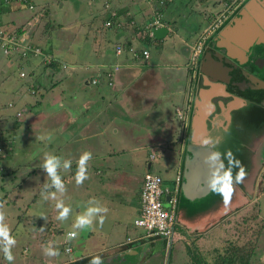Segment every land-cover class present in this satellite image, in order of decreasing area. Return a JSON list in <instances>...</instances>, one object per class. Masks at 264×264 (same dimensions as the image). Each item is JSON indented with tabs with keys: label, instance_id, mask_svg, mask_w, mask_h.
<instances>
[{
	"label": "crops",
	"instance_id": "crops-1",
	"mask_svg": "<svg viewBox=\"0 0 264 264\" xmlns=\"http://www.w3.org/2000/svg\"><path fill=\"white\" fill-rule=\"evenodd\" d=\"M176 1L173 0L163 9H167ZM29 2L34 6L33 0H29ZM39 5L42 13L38 9L36 15L29 14L24 21H30L29 24H20L9 19V12L13 11L9 9L3 27L24 30L27 25L29 38L34 41L33 36L38 26H35L37 18L41 19L42 16H47L46 13L44 14V11L47 10L46 1L40 0ZM101 5L100 2L101 10H99L102 14L100 16L103 19L106 12ZM110 9L116 13L118 21L122 25L117 29H105L102 24L103 20H100L99 28L101 30L96 29L98 37L93 32L94 28L89 30L91 34L93 33L89 46L76 43L72 45L73 50L69 47L67 52L56 56L53 55V45L50 43L52 56L63 63L60 68H43L38 58L34 63L28 60L23 65L28 68V71L31 70V75L26 77L27 80L22 81L17 76L15 81L9 80L6 75L5 79L0 82V105L6 106L8 101L14 106L17 104L18 109H15L14 112L19 110L20 117L23 112L29 121L27 125L33 126L34 124L37 132L34 140L37 145L35 158L31 156L29 162L20 163L22 165L31 164L33 169L30 170L29 167L13 169V164H6L4 159L15 148L12 143L16 138L15 133L18 126L15 123H9L8 114H0L1 134L8 140L4 149L6 156H1L0 162L3 163L2 168H8L13 175L21 169L20 178L22 180L29 178L30 182L35 183V194L34 188H30L34 196L27 203L28 206L30 203L42 202L47 210L49 207L56 210L55 205H51V203H56L55 200H52L50 196L47 200L44 199V196L47 195L44 192V184L50 183V181L46 172L41 168L45 154L54 153L62 158L72 160L70 170H60V175L66 186V193L63 196L65 202L73 204L82 200V203L86 204L89 199L95 197L108 208L103 227L97 224L95 230H86L85 236H82L80 241L74 244L73 251L68 247L71 252L70 256L66 254V257H61V259L59 256L51 257L48 261L41 260V264H50L51 262L65 264L81 259L84 260L82 264H89L92 256L96 254L102 257L104 264H149L150 259L160 258L159 252L163 253L161 260L165 255L166 262L168 261L166 254L169 250L164 248L163 241L159 239L161 246L157 247L154 241L157 238H146L147 236L143 235L141 229L133 226L132 220L139 210L138 193L142 176L146 171L151 172V162L157 157L155 148L166 149L167 159L172 165L163 168L164 172L171 173L169 176H165L166 178L158 174L165 185H168L167 182L173 180L179 171L182 172L183 156L185 155L187 159L190 157L189 146L191 145L189 143L192 132L191 119L195 107L194 100L197 98L199 89L202 88L200 86L202 75L198 71L190 72L187 68L188 56L194 39L187 41L181 38V42L185 44L184 51L179 53L181 55H178V52L174 53L175 61L169 65H157L154 63L158 61L156 58L153 62L149 61V47H142L138 41L139 36L134 31L135 27L141 28L151 15L147 4L143 0H113ZM84 10V14L90 15L93 8L91 6V9L86 11L84 7ZM80 16L81 14L75 15L72 22L79 21L76 18ZM1 19L2 14H0V25ZM202 19L206 18L203 16ZM163 20L167 21L164 18ZM85 21L88 23L85 26L91 27L92 22L86 17ZM210 22L206 19V25L201 29L193 28L192 34L196 35V38L198 34L195 31L207 35ZM57 25H59L58 30H64L67 24L59 23ZM46 26L47 24L44 23L39 35L45 31ZM167 29L169 32L168 27ZM171 30H173L172 26ZM163 38L154 39L153 43L160 46ZM102 41L105 45L110 42L109 51ZM116 44H127L128 47L123 46L124 50L116 55L113 50ZM129 48L137 51L145 48L148 51V56L145 60L133 58L129 53ZM113 65H117L118 70L113 74L111 84L107 85L103 75ZM40 67L41 70L36 72ZM34 78H37L32 83V85L34 84L32 86L34 93L30 94L29 84ZM42 78L46 80H42ZM95 78H98L99 81L90 83V80ZM228 94L224 93L223 95L229 97ZM5 95H10L12 99L3 103ZM192 96L191 112L187 114L186 124L181 127L175 118L174 109L185 102H188L190 106ZM211 98L212 96L203 104V130L207 116L211 110L214 111L215 107L216 110L219 107L218 117L215 122H212V125H220L223 120L228 119L227 116L222 115L223 112L228 113L235 105H241L244 102L241 98L232 97L228 98L224 105V102H221L223 98H219L220 100L213 105ZM227 104L230 105L229 108H227ZM244 104L246 103L244 102ZM17 122L21 121L17 120ZM3 124H7L6 128H3ZM235 126L238 127L237 123ZM249 130L253 132L252 129ZM253 134L250 137L244 138L242 135L240 137L239 144L241 143L244 148L242 163L244 165L249 162L250 166L245 167L247 172L243 183L235 185L232 202L226 206L223 198L217 193L209 199L201 201L196 199L193 200L194 202L189 201L188 204L182 201L178 202L175 213L177 226L171 245L173 247L178 240L183 243L184 247L179 246L175 249L174 260L180 261L184 249L188 257L187 264H190L192 258L189 251L198 253V258L195 261L199 258L202 260L203 257L207 262L215 249L219 250L218 248L225 244L226 240H232L235 237L237 226H246L245 204L252 200H250V194L246 195L245 192L243 195L242 191L244 193L249 172L252 170L254 161L252 148L256 142L264 140V124ZM41 135L51 136V140L41 141L38 139ZM199 135L201 138L204 133ZM233 136L235 137L234 133ZM19 145L20 143L16 144V146ZM229 147L226 146L228 149ZM86 150L92 153L88 168L89 178L82 185H77L74 178L77 160L79 155ZM224 151V149L221 150V152ZM150 153L154 154L152 160L147 158ZM134 154L137 155L136 158ZM7 160L11 161L10 158ZM28 185L34 187L32 183H28ZM242 197L249 198V201L245 202V198L243 201ZM15 198L17 197L15 196ZM46 215L47 212L39 214L36 230L39 235L35 246H41L42 249L52 238L61 235L60 221L56 219L55 214H52L49 227L42 225L43 222H46L44 220ZM67 233L68 231L65 235ZM126 238L130 240L126 241ZM171 251L169 252L170 258ZM160 261L159 264H161ZM173 263L175 262L173 261Z\"/></svg>",
	"mask_w": 264,
	"mask_h": 264
},
{
	"label": "rangeland",
	"instance_id": "rangeland-1",
	"mask_svg": "<svg viewBox=\"0 0 264 264\" xmlns=\"http://www.w3.org/2000/svg\"><path fill=\"white\" fill-rule=\"evenodd\" d=\"M34 6L33 8H28L26 4H21V2L17 1H10L12 4H6L5 2L1 3L0 11L2 14L1 19V25H5V16L8 13L9 9L13 10L9 12L8 18L13 20L14 22L20 23V24H29L30 21L24 22L26 20V17L29 14H35L38 9H40V0H33ZM43 1V0H42ZM46 6H47V16H42L41 19L37 18V23L35 22V26H37L35 35L33 36V40L30 39V41L33 44L38 43L41 46L48 47L50 43L53 45L52 51L53 55H60V53L67 52L66 50L70 47L71 50H73L74 44H83L86 46H89V43L91 41V34L89 32L90 28H94L93 32L95 35H97V30H101L99 28L100 20H103L106 18L107 13H105L103 19L100 15V2L104 0H45ZM113 0H110L108 2L107 9H110V4ZM238 0H177L175 4L170 5L167 9L161 10V17L166 19L167 21V27L169 28L168 34L161 40V45H156L151 41V43L148 44L149 52H150V58L149 61L153 62L155 58L158 60L154 63L157 65H169L172 62L175 61V55L174 53H177L178 55H181L179 53H182L185 48V44L181 42V38L186 39L187 41L193 40L194 42L196 39L201 36L200 32H196L198 34L197 38L196 35L192 34L193 28H202L206 25V19H202L203 16L212 15V18L214 19L216 15H219V13H223L226 9H229V6H233L234 3H236ZM7 2V3H10ZM179 2V3H177ZM62 3V6H61ZM31 4V3H30ZM232 4V5H231ZM91 5L93 8V11L90 15L84 14L86 8V11L88 9H91ZM152 7V4H147L148 9L151 11L150 6ZM228 5V6H227ZM102 6V5H101ZM100 9V10H99ZM103 9V8H102ZM112 10V9H110ZM40 13H42L40 9ZM38 14V13H37ZM45 14V11H44ZM81 14L80 17L76 18L79 21L72 22L75 18V15ZM36 15V14H35ZM84 15V16H83ZM38 17V16H36ZM85 17L92 22L91 27L85 26L88 23L85 21ZM151 15L149 16V18ZM51 18V19H50ZM148 18V19H149ZM54 21H53V20ZM201 19V20H199ZM47 20H50V24H67L64 30H58L55 26V29L52 31L47 30L48 29V22ZM44 23L47 24L45 27V31H43L42 34L39 35L40 32H42V27L44 26ZM171 26H173V30H171ZM27 30V25L25 27ZM106 29V28H105ZM111 29V28H108ZM29 30V29H28ZM191 32V33H190ZM102 33V32H101ZM100 34V31H99ZM50 37V38H49ZM98 37V35H97ZM58 39V40H57ZM57 40V41H56ZM60 40V41H59ZM146 41V40H145ZM149 42V40H148ZM102 44L106 46L107 50L110 49V42H108V45H105V43ZM141 44V43H140ZM62 51V52H61ZM77 52V50L75 49ZM32 63L37 61V58L30 59ZM22 69L24 72H28V68L25 66H22ZM41 70V67L37 69L36 72H39ZM190 72L191 70L188 69ZM6 75H8L9 80H14L17 76V68L14 65L8 64L5 61V57L0 53V82L2 79H5ZM28 75V74H27ZM22 81L27 80L26 76H24ZM42 80H46L45 78H42ZM34 83L31 81L29 84L32 85ZM12 99L10 95H5L3 97V103L7 100ZM196 101V100H195ZM194 101V103H195ZM10 102V101H8ZM7 102V103H8ZM6 103V104H7ZM12 104V107H8L0 105V114L6 113L8 114V121L9 123H15L18 126V129H16V138H14V142L12 145L15 146V148L9 153L8 157L4 159L6 164H13V169L20 168V167H29V169H33L32 165H22L20 163H27L29 162L31 156L34 157L37 145L35 143V138L37 135L35 126L27 125L29 124V121L26 116H24L22 112V117L14 118L13 114L15 113V109H18L17 104ZM181 105L177 106L180 107ZM196 106L197 102L195 103V107L193 109V116L196 113ZM17 111V110H16ZM19 111V110H18ZM17 120H20L21 122H17ZM7 123V124H9ZM193 123V122H192ZM7 124H3V128L7 126ZM192 125V124H191ZM38 129V128H37ZM191 131V130H190ZM200 135H194L193 131L191 132L190 136V145L191 146H199V141L201 138H199ZM224 139V138H222ZM219 141V150H226V143L223 144L220 139ZM22 142V143H21ZM19 144V146H16V144ZM141 152V151H138ZM137 152V153H138ZM155 153L157 154V157L154 161L151 162V168L150 171L152 173H157L163 178H166L165 176H169L171 173L164 172V167L172 166L171 162H169V159H167L166 153L167 150L161 147L155 148ZM196 153V151H195ZM254 153V161L252 164V167L248 175V179L245 184V191L242 194L244 195L246 192L247 194H250V200L252 202L245 204V216H252L255 218L256 222H263V227L261 226V229H259L258 225L254 224L252 225V228H258L259 233V240L257 244L256 255L253 259L252 264H264V177H261V175H264V140L260 142H256L253 149ZM191 154V152H190ZM134 157L136 158L137 155L134 154ZM11 159V161H8L7 159ZM35 158V157H34ZM134 161V160H133ZM3 163L0 162V201L4 202L5 209L7 213V220L6 222L10 225L11 233L16 238V245L12 249L13 255L15 256V260L12 262V264H41V260H50L51 257L45 256L43 253V249L41 246L36 244V239L39 233L36 231L37 226L39 223V214L43 212L53 213L57 216V210H52L50 207L47 210L45 204L35 202L30 203L28 206V202L30 199L34 196L36 187L35 183L32 181H29L28 179L22 180L21 174L22 170L20 169L17 171L14 175L10 173L9 169L3 168L1 170ZM21 165V166H19ZM204 166V164H203ZM26 174V173H24ZM29 175V174H28ZM173 175V174H172ZM28 183H32L34 187H31L28 185ZM30 188H34V194L31 192ZM19 190V191H18ZM19 192V193H17ZM37 193V192H36ZM15 196L17 198H15ZM245 202L249 201V198L244 197ZM242 197V200L244 199ZM244 201V200H243ZM82 200H79V202L75 203H69L71 204L73 208V213L70 215L69 219L67 221H60L59 228L61 230V235L58 237H54L51 239V241L54 242V246L59 251V257L61 259L66 257V254L69 256L71 255L70 250L73 251L74 244L79 242L82 236H85L86 230H82L78 236V238L66 241V231L71 230V225L75 219V215L83 210V207L85 203H82ZM26 203V204H25ZM66 203V202H65ZM68 204V203H67ZM51 205H55L52 204ZM16 206V207H15ZM23 214V215H22ZM30 216V217H29ZM261 220V221H260ZM182 223V222H181ZM259 224V223H258ZM43 225V223H42ZM44 227H49L50 225L45 224ZM149 238V237H146ZM155 245L157 247L161 246V241L159 239H155ZM176 244L172 247L171 251V258L169 260V253H168V261L166 263L165 255L163 256L164 259H162V254L159 252L160 258L154 257L153 259H150L149 264H159V261L161 264H187L188 257L186 256V252H184L183 249V256L180 258V261L177 259H173V255L175 253V249L179 246L184 247L183 243H180L178 240H176ZM47 245V243H46ZM69 247V251H65L64 247ZM155 250V247H154ZM75 251V250H74ZM186 253V254H185ZM167 256V254H166ZM149 259V258H148ZM173 261L175 263H173ZM56 262H51L50 264H55ZM0 264H9L8 261L5 260L3 252H0Z\"/></svg>",
	"mask_w": 264,
	"mask_h": 264
},
{
	"label": "built area",
	"instance_id": "built-area-1",
	"mask_svg": "<svg viewBox=\"0 0 264 264\" xmlns=\"http://www.w3.org/2000/svg\"><path fill=\"white\" fill-rule=\"evenodd\" d=\"M5 2L13 0H4ZM26 4L28 8H32L29 0H14ZM110 0L102 1V8L107 13V18L103 19V26L105 28H120L122 25L118 21L116 13L110 9H107L108 2ZM146 4H152L151 17L142 26L144 33L149 37H152L151 29L160 26L167 28L166 22L161 17V10L165 6L173 2V0H143ZM222 14L219 15L210 25L213 28L221 19ZM173 27V26H172ZM153 38V37H152ZM203 38L200 36L190 48L187 68L194 73V68L197 62V56L200 52ZM142 47H146L143 46ZM116 55L120 54L124 47L122 44H116L113 48ZM0 53L5 57L7 63L14 65L17 68V77L22 79L27 77V73L20 67H18L19 61L28 62L32 58H38L41 64L48 63L52 59V55L42 50L40 45L33 44L29 38V32L27 30L17 31V29H10L0 25ZM129 53L133 58L146 59L148 51L142 48L140 51L129 48ZM118 70L117 65H113L110 70L104 72V82L107 85L111 84L112 76ZM98 78L91 79L90 83H97ZM32 86V85H31ZM29 89V93L33 94L34 90ZM8 107H12V103H7ZM189 112V103L185 102L180 107L174 109L175 118L180 123L181 127L187 122V114ZM20 112L14 113L16 118L20 117ZM0 156H6L5 150L0 148ZM148 160L154 158V154L148 155ZM172 183L163 184L162 178L155 173L146 171L142 176L141 186L138 193L139 210L137 215L132 220L133 226L142 230L143 235L149 238H159L164 242V248L169 250V245L173 241L175 229L177 226V219L175 216L176 208L178 204V190H179V174L175 176ZM167 196V200L165 197ZM130 240L126 238V241ZM65 251H69L68 247H64Z\"/></svg>",
	"mask_w": 264,
	"mask_h": 264
},
{
	"label": "clouds",
	"instance_id": "clouds-1",
	"mask_svg": "<svg viewBox=\"0 0 264 264\" xmlns=\"http://www.w3.org/2000/svg\"><path fill=\"white\" fill-rule=\"evenodd\" d=\"M41 141L51 140V136L41 135L38 137ZM200 148L204 151L202 157L208 168L206 183L208 189L219 194L223 198L224 204L227 206L234 192L235 185L243 183L246 177V170L242 162L235 157L231 149L224 152L219 150V142L211 137H202L199 141ZM92 159L90 151H83L77 160V169L75 172V183L82 185L89 178L88 168L89 161ZM72 160L65 159L54 153H46L41 168L46 172L50 183L44 184V192L55 200V208L57 210L56 219L58 221H67L73 213L71 204L65 203L63 199L66 193V186L60 175V170L68 171L71 169ZM54 189V191H51ZM108 208L103 205L97 198L92 197L83 207V210L75 215V219L71 225V230L66 235V241L78 238L82 230H95L98 224L103 227ZM7 213L4 202L0 201V252H3L4 258L9 264L15 260L12 249L17 241L11 233L10 225L6 222ZM43 253L48 257H56L59 255L58 249L54 246L53 241H49L43 247ZM89 264H104L99 254L93 255Z\"/></svg>",
	"mask_w": 264,
	"mask_h": 264
},
{
	"label": "flooded vegetation",
	"instance_id": "flooded-vegetation-1",
	"mask_svg": "<svg viewBox=\"0 0 264 264\" xmlns=\"http://www.w3.org/2000/svg\"><path fill=\"white\" fill-rule=\"evenodd\" d=\"M250 1L251 0H238L236 3H234L233 6H229V9H226L223 13H221L222 17L220 21L213 28L208 29L209 33L207 35L201 34L203 42L200 47L199 58H201L208 52L214 55L213 45L215 41H218L219 29L214 33L212 31L214 28H217V26H219L229 14H231L230 17L221 26V28H232L233 24L236 22L237 25L234 26L237 27V33L239 32L237 34L238 36H241L242 34L247 39H249V37L256 36V38L249 44L250 46L247 48L244 54L245 59L242 58L240 63L237 62V65L231 67L224 62L223 58H218L217 62H212L216 63L215 69L219 68L220 71H211V69H209L211 72V76L213 78L221 80H215L214 82L217 92H215V95H213L211 98V102L213 103V105L214 103L216 104L218 100H220L219 98H223L221 102H224L225 105V101H227L228 98L231 99L232 97L241 98V100L246 104L250 103V99L246 97V94L248 92H253L255 94L261 93L262 99L260 101V104L264 105V26H262V28L260 29L257 24H254V22L247 14L246 16H244V10L242 8L246 3ZM253 12H255L254 15H257L259 13L262 14L261 17L264 18V0H259V2H257L255 6H253ZM221 14L219 13V15ZM219 15H216L214 19H209L211 21L209 25H211V23ZM210 17L212 18V15H209L208 18ZM243 36L239 37L240 39L236 38V40L241 41L244 38ZM241 44H243V42ZM205 79H207V77H205ZM204 85V77L201 76L200 86L204 87ZM220 91L226 94L229 93V97H226ZM244 102L241 105H235L228 113L223 112L222 115L227 116L228 119L226 121L223 120L220 125H212V122H215L216 118L218 117L219 107H217V110L216 107L214 111L211 110V113L205 120V126L203 130L204 135L202 137H211L216 141L220 139L222 142H224L223 144H225L226 138L229 136L228 133L230 132L232 134L233 130L236 129L235 123H238V120H242V118H245V116H247L241 114V111L244 110ZM227 123L228 125H226ZM251 135L254 134L249 129L245 130L242 133V137L244 138L250 137ZM252 149H254V147ZM249 166L250 163L247 162L246 167Z\"/></svg>",
	"mask_w": 264,
	"mask_h": 264
},
{
	"label": "water",
	"instance_id": "water-1",
	"mask_svg": "<svg viewBox=\"0 0 264 264\" xmlns=\"http://www.w3.org/2000/svg\"><path fill=\"white\" fill-rule=\"evenodd\" d=\"M257 2H259V0H251L250 2L246 3L242 8L244 12L243 11L242 12L244 16H246L247 14L254 22V24H257L261 29L262 26H264V18L261 17L262 14L259 13L257 15H254L255 12H253V6H255ZM230 15L231 14H229L227 18L224 19L221 22V24L217 26V28H214L212 31L214 33L219 29L218 41H215L213 45L214 55L208 52L201 58H199V54L197 56L198 62H196L194 72L198 71V73L201 74L202 77H204L205 85L204 87L199 89L197 93V98L195 99L196 101L194 100L195 103L197 102L196 113L194 116H192L191 119V124H192L191 127L194 135H199L200 133L203 132V125H202L204 119L203 104L206 103V100L209 99V97L213 96L215 92H217L215 89L216 85L214 84V82L215 80H219V79L213 78L211 76V72L209 69H211V71H213V69L220 71V69L219 68L215 69L216 63L214 64L212 62H217L218 58H223L224 62L230 65L231 67L237 65V62L240 63L242 58L245 59L244 54L247 48L250 46L249 44L256 38V36H252L249 37V39H247L245 36L241 34V36H243L244 38L241 41L236 40V38L241 37L237 35L239 32L237 33L236 30L237 27L234 26L237 25L236 22L233 24L232 28L231 27L221 28V26L226 22V20L230 17ZM167 33H168V29L165 26H160L151 29L152 37L155 40L163 38L164 36L167 35ZM242 42L243 44H241ZM205 77H207V79H205ZM221 93L224 94L223 92ZM192 102H193V96L191 98L188 113L191 112L190 108ZM229 107L230 105L227 104V108ZM189 151L191 152V154L188 159L187 157L185 158V155L183 156V158L186 160L185 163L186 169L183 171L184 168V160H183L182 172L180 173L179 171L180 182H179V190H178V202L182 201L183 203L185 202L187 204L189 201L191 202L196 199H199V201H201L202 199H209L212 195L216 194L211 192L207 187L206 178L208 175V168L202 159L203 155L205 154L204 151L197 146H189ZM165 200H167V196L165 197ZM168 253L169 251H167V259H168Z\"/></svg>",
	"mask_w": 264,
	"mask_h": 264
},
{
	"label": "trees",
	"instance_id": "trees-1",
	"mask_svg": "<svg viewBox=\"0 0 264 264\" xmlns=\"http://www.w3.org/2000/svg\"><path fill=\"white\" fill-rule=\"evenodd\" d=\"M226 1H229V0H226ZM2 2H5V1L0 0V5ZM45 13L47 14L46 11ZM205 18L209 20L208 16H205ZM47 22H48L49 31L54 30L55 26L59 27V25L57 24H54L55 26H53V24H50V20H47ZM17 31H21V28L17 29ZM134 31L138 34L139 36L138 41L143 46H148V44H150L151 41L154 40V38L149 37L146 33H144L142 27L141 28L135 27ZM150 39L152 40L150 41ZM123 46L125 48L128 47L127 44H124ZM40 47L42 48L44 52L51 54L50 45H48V47H45V46L44 47L40 46ZM24 63L25 61H19L18 67L22 68ZM42 65H43V68L53 69L56 67L60 68L63 65V63H60L58 59L56 60L54 57H52V59L48 63L42 64ZM27 74L31 75V70H29ZM36 79L37 78H34L33 82L36 81ZM32 86H34V84ZM32 86H31V89L34 90V87ZM246 97L250 99V103L244 104L243 106L244 110L241 111V114L247 115V116H245V118H242V120H238V123H237L238 127L233 130L235 137L233 136V133L232 134L228 133L229 138L228 137L226 138V143H227L226 146L227 145L230 146L229 149H231L235 157L239 159L241 162H242V154L244 153L243 146L241 145V143L239 144L242 133L248 129H252L253 132H257L259 128L262 127V125L264 124V105L260 104V101L262 99L261 93L255 94L253 92H248L246 94ZM6 141L8 140L1 134V129H0V148L2 150L5 149ZM185 163H186V160L184 159L183 171L186 169ZM246 165L247 164H244V167H246ZM2 169L3 168L1 167V170ZM261 177H264V175H261ZM164 182L166 183L167 181H164ZM167 183L171 184L172 181H169ZM232 199L233 198L231 197V200ZM52 214L53 213H49L44 217V220L46 222H43V225L45 224L48 225L51 223ZM245 221H246V226H240V227L237 226L235 237L232 240L231 239L226 240L225 244L221 245L220 248H218L219 250L215 249L212 255H210V259H208L207 262L203 259V257H202V260L199 258L200 260L198 259L197 261H195V259L198 258V253H193L192 251H189L188 253L191 254L192 256L190 264H252L253 259L255 258V255H256L255 249H257V244L259 240L258 232L260 231V230L258 231V228H252L253 227L252 225L257 224L259 229H261V226L263 227V222L260 220L261 222H258L259 224L255 223L256 220L252 216H245ZM40 222L42 221L40 220ZM171 243L168 248L169 252H170V248L172 247ZM163 245H164V242H163ZM169 260H170V254H169ZM82 263H84L83 259L78 260V261L68 262L65 264H82Z\"/></svg>",
	"mask_w": 264,
	"mask_h": 264
}]
</instances>
